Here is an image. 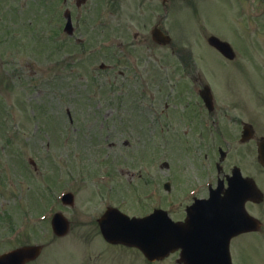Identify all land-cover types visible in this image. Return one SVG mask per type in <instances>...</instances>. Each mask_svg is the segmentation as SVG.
<instances>
[{"label": "rangeland", "instance_id": "rangeland-1", "mask_svg": "<svg viewBox=\"0 0 264 264\" xmlns=\"http://www.w3.org/2000/svg\"><path fill=\"white\" fill-rule=\"evenodd\" d=\"M93 2L90 0L81 11L92 28L85 33L87 42L77 46L74 39L64 37L61 31L62 0H0V254L40 242L47 246L35 264H152L136 250L124 253L102 240L95 226L104 208L102 204L110 202L129 215H139L167 207L176 199L172 197L177 188L184 191L189 185L206 180L209 166L201 165L194 134H180L181 144L175 140L177 120L183 119L184 114L181 108L192 112L189 102L197 100V95L189 93L185 83H178V75L171 66L153 81L146 72L143 80L142 69L138 70V81L127 83L125 74L120 77L118 71L126 73V65H132L126 63L129 59L123 49L133 53L132 63L140 66L148 51L143 45L131 46L134 33L142 32L141 26L130 21L131 27L123 29L128 21L112 22L109 7ZM232 5L230 0H223L214 3L209 11L205 4L196 2L194 6L197 11L202 10L205 24L201 36L196 38L200 26L192 20L191 30L196 34L190 31L192 35L188 36L196 46L194 57L202 73L207 59L214 60L201 38L205 27L235 39L241 27L236 22L244 20L246 25L250 24L247 19L251 4H245L243 15L237 3ZM187 10L189 7L182 4L179 15ZM151 11L149 6L150 27L156 22V15L151 20ZM128 13L130 10L124 7L122 14L129 16ZM103 14H107V26H97L96 20ZM191 14L199 20L198 15ZM49 17L53 21L50 24ZM159 18L170 28V12L162 11ZM174 20L175 17L173 23ZM116 23L122 26L112 33L110 25L115 27ZM181 27L178 21L177 28L172 25L173 34L182 33ZM113 36L126 46H103ZM181 42L188 44L184 39ZM242 42L246 49L248 39L243 38ZM101 45L107 48L99 49ZM113 50L124 56L114 72L99 69L102 62L111 63ZM151 51L149 60L156 62L160 54L154 51L153 55ZM163 55L166 61H176L168 49ZM220 72L222 67L218 70L222 78ZM212 75L210 83L215 86V93H220V83L226 93L233 95L245 94L249 88L248 81L244 82L236 70H230L225 80L213 79ZM110 117L115 118L113 133ZM30 159L35 161L37 170ZM159 160L168 165L160 169L156 164ZM176 169L183 171V181L167 194L162 183L173 179ZM216 170L211 167L215 178ZM105 174L112 179L104 181ZM152 181L159 182L164 203L157 197L153 202L146 201L144 195L153 188ZM258 184L264 190V179L263 186ZM63 189L76 192V208L65 209L75 214L74 221L66 237L54 238L50 222L39 223L37 217L48 214L49 204ZM171 214L176 215L175 211ZM259 215L264 224V207L257 210ZM231 253L234 264H264V227L259 234L234 241ZM177 258L174 254L155 264H177Z\"/></svg>", "mask_w": 264, "mask_h": 264}, {"label": "flooded vegetation", "instance_id": "flooded-vegetation-1", "mask_svg": "<svg viewBox=\"0 0 264 264\" xmlns=\"http://www.w3.org/2000/svg\"><path fill=\"white\" fill-rule=\"evenodd\" d=\"M94 1V2H93ZM217 1V2H216ZM240 1L242 6L245 4L250 5L248 9H252L249 13L247 21L250 24H245L244 20L239 22V32L236 37V41L231 42V46L235 52L234 59L223 56L216 48L208 46L211 50L210 55L213 57V61L207 59L202 68L205 70L204 73L200 72V67L195 60L194 49L196 46L191 45V37L186 34L184 28L192 27V20L199 22V26H202V19H196L192 16L191 12L180 14V18L175 19V22L169 23L170 28H166L163 19L159 18L158 14L162 11H173L177 14L178 8L182 4L189 5L187 7H192V13L198 14L197 9L194 7L196 2L201 5V3H207V11L210 10L211 4L223 2V0H92L93 3L98 5H105L109 7L108 15L112 22L115 21H128L129 24L125 25V28H130V21L137 22L140 24L142 32H135L133 36V43L131 46L135 48L139 45L146 46L148 51L154 55V51L159 53L160 56H156V62H151L148 56V51H145V56L142 58L141 66L139 63H132V54L128 49H123L126 53L125 58L129 59L126 63H131L129 67L126 65L125 70L118 71L120 77L125 74V80L138 81L139 69H142V78L145 80L146 75H149V79L153 81L156 76L164 73V69L174 70V73L178 75V83H185L187 85V90L190 93L198 95L201 99L200 109L193 110L189 112L187 109L182 110L183 119L179 118L177 121L178 125V135H176L177 141L181 144L180 134L188 133L194 134L193 141L195 145V150L200 153L202 157L201 164L204 166L211 167L215 166L218 173L219 180L222 181L224 185V190L222 194H225L226 184L231 178L234 169L239 168L244 177H248L255 182L264 178V14L260 16L261 9L264 5V0H234ZM90 0H62L64 7V17L65 20L61 25V31L64 37L69 40L74 39L76 45H83L84 41L82 39L88 35L86 32L92 28L91 24L84 19L81 11L84 7L89 4ZM149 6L151 7L153 14L151 20L154 19L156 15V22L149 26ZM124 7H128L130 13L129 16L122 14ZM243 7V10L245 11ZM67 11V13H66ZM258 13V14H255ZM255 14V15H254ZM107 14L102 15L106 18ZM211 16V13H210ZM92 17V16H91ZM127 18V19H126ZM72 23V29H66L68 21ZM150 20V22H151ZM98 19L96 20V25ZM177 21L179 27L182 28V33L173 34L174 30L171 28L173 25L177 28ZM183 21L184 23H181ZM196 22V23H197ZM107 25V24H106ZM122 24L116 23L115 27L110 25L112 28V33L118 32ZM117 27V28H116ZM158 27L165 34L172 38V43L168 46H160L155 43L152 36V31ZM149 31L147 33V29ZM157 29V30H158ZM190 31H192L190 29ZM221 33V32H220ZM218 30L208 31L203 37L208 39L210 36H217L223 41H226L224 37L220 36ZM125 38H128L126 34ZM243 38L248 39V46L246 49L243 47ZM188 44H182L181 40ZM110 47L112 49L124 47L123 42L118 41L116 36L110 38ZM193 42V41H192ZM237 43L239 47L237 46ZM169 50L174 56L176 61H166L163 55L164 50ZM124 58L118 52L113 50L110 55V64H106L103 70L114 72L115 67L120 63V59ZM222 67V78L218 73V70ZM230 70H236L239 75L244 79V82L249 83V88L245 94L233 95L231 93H226L225 86H222L220 93L213 92L214 102L212 105L206 106L203 102L199 92L202 90L204 84L210 83L212 75L213 79L225 80L230 76ZM241 70V71H240ZM168 72V71H167ZM248 72V73H246ZM182 73V74H181ZM115 78H117L115 76ZM164 83V78H163ZM176 81V80H175ZM213 91V89H212ZM115 118L110 117V132L113 133L115 128ZM113 135L111 134V137ZM111 146L116 147L115 143H110ZM128 142L124 143L127 146ZM149 176V174H147ZM175 187L173 190L182 183L181 177L183 176L182 170H175ZM222 176V177H221ZM261 178V179H262ZM259 180V182L261 181ZM257 182V183H259ZM160 187L158 183L156 185ZM192 185H189L186 190L182 191L179 188L174 193V198L181 197L178 201L175 199L173 209L170 212L175 211L174 219L175 221H184L186 218V209L193 203L196 198H207L209 195L210 188L213 185L209 184L207 186V191L204 189L199 193L193 195L186 193ZM186 193V194H185ZM188 194V200L181 201ZM178 202V204H177ZM110 206V205H109ZM105 209L108 207L107 204L104 205ZM264 207L263 200L250 199L246 203L247 210L255 217L257 216V210ZM160 208V207H158ZM100 212L99 216L96 218L95 226H98L97 219L105 211ZM155 208H153L154 210ZM68 211V210H67ZM69 212V211H68ZM75 214H70L71 222L73 221L72 216ZM99 227V226H98ZM258 233H247L240 235L234 241L241 240L247 235H254ZM233 241V242H234ZM155 264V263H154Z\"/></svg>", "mask_w": 264, "mask_h": 264}, {"label": "water", "instance_id": "water-1", "mask_svg": "<svg viewBox=\"0 0 264 264\" xmlns=\"http://www.w3.org/2000/svg\"><path fill=\"white\" fill-rule=\"evenodd\" d=\"M70 25V23H69ZM159 35L168 40L167 37ZM158 39V34L155 36ZM168 41H165L167 43ZM220 49L222 45H218ZM224 48V47H223ZM223 50V49H222ZM225 52L227 50L224 48ZM232 178L229 190L223 197L219 192L212 194L210 200L198 201L188 208V218L184 223L172 221L166 212L157 210L154 214L144 218H130L118 210H109L100 220L102 233L106 240L113 244H124L140 249L151 260H161L169 254L181 249L184 264H231L230 240L233 236L257 230L260 224L251 218L245 210V203L253 195L261 197L259 190L252 180ZM245 181L250 189V196L241 193L239 187ZM220 190V187H219ZM66 198H70L67 196ZM230 209H228V208ZM235 214L237 222L231 226L227 214ZM54 232L59 236L65 235L69 230L68 222L57 215L53 221ZM215 226L220 232V241L217 250L208 251L203 247L207 245V236L211 237L212 231L207 228ZM228 228V232H226ZM40 247H24L13 251L6 257H0V264H25L35 259L40 254ZM204 255L199 257L196 255ZM207 254H213L209 258Z\"/></svg>", "mask_w": 264, "mask_h": 264}]
</instances>
